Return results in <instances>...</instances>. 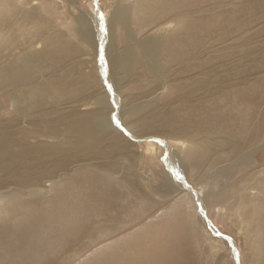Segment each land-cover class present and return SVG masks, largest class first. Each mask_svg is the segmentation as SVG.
Wrapping results in <instances>:
<instances>
[{
    "label": "rangeland",
    "instance_id": "rangeland-1",
    "mask_svg": "<svg viewBox=\"0 0 264 264\" xmlns=\"http://www.w3.org/2000/svg\"><path fill=\"white\" fill-rule=\"evenodd\" d=\"M135 1L121 0V4L132 5ZM0 3L2 4L0 7V28L2 27L0 29L2 30L0 33V70L6 65V61L2 60V57L8 54L10 55V52L13 53L14 56L18 54L22 41H38V38L33 35L34 33L31 32V34L28 31L32 30V24L40 23L42 25L41 28L45 26L44 29H46L40 30V33H42L40 36H50V33L52 34L51 37L58 36V39L66 43L64 47L66 51H68V59L66 62L53 64L56 67L53 69L50 67L45 70L46 74L50 71L46 75V78H49V74L55 72L54 82H58L59 86L62 85V87L71 88L70 92H67L69 96L66 95V97H62L64 102L62 101L58 107L48 102V104L44 105V108L38 105L36 99L38 97L32 92L31 86H23L22 88L19 86V89L14 88V90L8 86L2 88L0 89V120L8 124L17 119L18 111L14 109L12 97L18 96L20 99L27 100L26 107H28L29 113L31 112L29 114L31 118L28 120L21 119L19 121V127L21 126L26 130L27 126L28 128H30L31 125L35 127L34 123L40 119H42L40 122H46L48 119V121L61 119V122H66L71 114L77 113L76 115H79L80 113L92 114L97 112L98 105L95 101L98 96L92 98L94 97V91L97 95L99 94L101 96L109 95L114 98L117 95L118 100L116 101V106H113L112 110L108 112V115L113 119L116 117V121L118 119L119 126L117 127H119L120 130L118 132L126 146V151L124 153L126 155H124L123 159L114 158V154L112 153L105 154L109 153L111 148L109 145H111V142L114 140V136H104L105 139L103 138V142L97 144L98 149H95V152H93L94 150H91L92 152L90 150H87V152L73 151L75 153L71 151L73 155L72 158H69L65 156V154H67L66 152L69 151L68 144H71L69 141L70 136L68 135L62 137L61 140H56L57 145L55 147L58 148V159L62 162L65 160L64 165L63 163L61 164L64 168L58 169L57 174L53 176L56 184H52V180L46 178L53 171L52 166L55 162H51L52 165H48L50 167H48L49 169H45L44 174L40 172V175H35L39 178L37 180L33 178L30 183L20 182V180L13 176L10 177V175H0V264H15L11 255L16 245V255L18 257L20 256V260H18L17 263L31 264V262L27 260L29 259L28 255L23 254L24 252L21 250L20 245L23 243L30 245V242H32L30 237H37L39 232L45 229V223H48L46 222L47 216L45 212L42 214V211L38 213L37 211H28V209L21 210L18 208L17 204L14 203V199L21 195L20 189L24 188L25 192H23V194L27 196L29 186L30 191L34 190L37 192L43 191L42 189L45 188V191L48 190L49 192L47 195L49 199V197H53L56 192L61 195L65 191H69V187H73L71 183H75V179L78 176L80 184L89 187L90 184L84 181L85 176L99 164L107 165L111 163L118 164L122 169H126L127 171L129 170V174H133V177L130 174L129 178L132 177V180L139 187V190H135L130 183L123 180L125 178V171L120 170L121 172L117 174L118 177L120 176L118 178L119 180L117 183L114 182L111 186V188H115L118 193L116 200H114L113 213L122 214L124 211L123 213L126 215L128 213H133L134 215L138 207H149L150 204H153V208H151L150 212L142 218L132 217L129 220L125 214H122L123 217L121 215L118 217V220H120L119 223L123 224H120V226H126L124 230L125 233H120L121 237L142 234L144 232L143 227L156 221L165 226L168 220L166 217L168 211L172 210L173 206L180 200L185 204L182 208L180 207V214L178 213L176 216L180 224V236H175L176 241H168V235L171 236V233L167 232L166 229L160 228L162 230L158 231V234L156 233L157 236H153L150 231H148L150 234L148 235L149 241L150 238L156 241L153 245L154 247L152 246L154 255H158L162 259H166L170 256L173 257L175 260L170 261V264H256L255 252L257 241L254 240L253 233L249 232L250 228H247V223L245 221L247 218L246 209L243 207L241 217H239L237 212L243 200L245 202L244 205H246L249 192L245 191V189L248 184H252L253 177L257 178L260 175V170L257 169L252 171L249 176L241 174L243 177L240 180L243 183L238 184L237 188L230 193L231 197L225 200L226 202L224 201L222 203L216 200V202L213 201L212 204H209L204 197L206 189L209 188V184L215 183L216 191L218 192L224 187L226 183L225 179L219 178V180L216 181L212 180L211 176L213 177L214 174L209 171L205 174L208 177L204 174L201 175L198 170H193L191 173L184 175L181 173L178 162L179 159L186 158V153L191 145L195 146L194 144H196L201 145V147L208 146L209 139L207 138L206 132H210L218 125L216 116L219 115L222 110H225L223 105L230 110L232 119L235 123V128H233L232 122L227 124L225 122V125L230 130L229 135H224L226 139H232L234 137L237 132L236 127L241 126L243 120V123H248L252 121V119H255L254 121H256V123L264 121V0H185L183 5L184 11L187 12V9H190L193 12L189 17L191 23L195 25V28L192 30L187 28L180 30L181 35H183L181 38L184 37V32L186 34L185 39L183 38L181 40H184V43L189 45L186 49H189L190 52L188 55H190H186L183 62L176 65L178 68L171 64L165 69L168 70L167 77L172 83L170 82V86L164 89L153 75L149 74L145 77L141 74L137 82H132L131 84L130 81H128V83L123 85L125 87L124 90H126L123 95H121L118 90L117 93H113L112 90H114V87L109 91V87L107 86L109 78L105 77L103 73L102 66L105 58H103L102 53L96 52L95 48L92 46H90L91 49L89 46L81 44L73 30L75 25L77 27L76 16L80 13L88 14L96 19L97 28L100 29L99 14L103 13L104 22H107L114 0H98V3L97 0H75L72 4H69L66 0H0ZM44 8L45 11H43ZM3 9L5 10L3 11ZM2 14L6 16L5 18L7 20H2ZM29 15L31 18H29ZM188 15L189 14H187V16ZM20 17L26 19L25 27L27 30H25L23 34L20 33L19 27L17 26L20 24ZM9 25L10 27L13 26V31L11 30L10 34L8 31ZM175 26L176 24L173 22L170 25H159L157 28H147L144 32H140L137 26L136 28L134 27V29L136 32L139 31L137 32L139 37L144 38L159 33L164 34V31L175 29ZM15 28H18V30ZM47 28L49 29L47 30ZM194 37L199 39L197 43L198 46L203 43L196 51L193 49L195 48L193 47L195 43L192 39ZM7 42H9L10 45L12 42L14 45L11 46L12 49H10V51H3L4 46L8 45ZM188 42H190V44ZM36 48L41 49L42 44H38ZM14 49L17 50L15 51ZM9 59L14 62L12 57ZM186 67L188 72L185 69ZM39 68L45 73L41 65H39ZM136 71L137 73L143 72L140 66ZM36 73L35 71L32 73L34 74L32 75L33 82L38 81L39 83L41 81H46L44 76H40ZM86 74L87 77L92 74V77L87 79L85 76ZM135 78L136 76L132 79ZM48 80L49 79H47V81ZM51 80L53 81V79ZM205 80L207 83H205ZM180 81H183L182 90L180 91V89H178L179 93L176 91V95L174 92L171 94L169 92L172 91L171 88L173 87L174 89L175 86L179 88L177 84H179ZM89 84L93 85L92 88L91 86L89 87V89H92L90 91H92L93 96L91 100L88 99V105L84 106V100L82 98H85L88 93L83 95L81 90L85 91V85L88 86ZM83 85L84 87H82ZM134 85L137 87L134 88ZM183 85L185 87L184 89ZM15 90H17V92ZM242 91L246 92L244 99L242 98ZM259 92L262 93L260 94ZM185 93L187 96H185ZM75 94H77L78 97L72 98ZM67 98L71 99L67 100ZM78 98L79 101H73ZM221 99L224 100L221 101ZM142 102H146V106L139 109L141 111L137 110V114L135 112H130L129 115L123 113V111L129 110L133 105ZM229 102L231 105L228 104ZM236 110L238 111L236 112ZM250 111L252 119L250 117ZM45 113L47 114L45 115ZM187 114L192 115V117L190 116L192 119L195 117V121L190 123L189 120L185 119ZM183 115L185 118H181ZM62 118L67 119L64 120ZM211 119L215 121L213 122ZM32 120L34 121L32 122ZM27 123H29V125ZM220 127H222V125H220ZM220 137L222 139L223 134L220 135ZM186 138L187 140H184ZM214 138L218 139L219 137L214 136ZM220 142L222 141L219 140V143ZM84 153L86 157H84ZM224 156L225 155L219 157V159H223ZM226 159L227 161L229 160L228 157ZM73 160L75 161L74 163ZM223 165L218 166L217 171H219L218 169L223 167ZM38 168L39 167L36 166V170ZM46 173L49 174L47 175ZM177 173L180 175L177 181L179 189H176L177 191L175 190L174 193H172V197H165L156 192V190L163 187L165 184V182H163L164 175H168L169 178H172V182L176 180ZM234 179L239 181L238 177ZM245 179H249V181ZM102 180H105L104 176H102ZM199 181H204L205 184L203 186L206 187L204 189L205 191L202 190ZM244 184L247 185L244 186ZM107 186L108 185H104V190L107 189ZM242 186L244 188H241ZM81 188L82 187L79 185L78 190H81ZM82 189L85 190V188ZM145 195H147L148 198H145ZM44 198L45 196L39 193L38 198L30 202L32 207L34 208L35 206L36 208V206L43 202ZM231 198L233 201L230 200ZM231 202L233 203L230 205ZM71 205H73V203L67 208L70 211L74 209ZM232 205L234 206L232 207ZM261 215L262 217L258 220L264 225V212ZM97 220L100 219L98 218ZM24 225L29 226L30 229L24 230L22 228ZM109 225H112V223ZM104 228H106V222L101 221L96 227L91 229L92 235L89 237L80 233L76 242L68 247L67 253L52 264L94 263L93 260L96 255L108 251L109 247L113 245L114 239L105 242H101L100 239L95 240L103 234L102 230ZM146 228L149 229L148 226H146ZM166 233L167 235H165ZM120 234L116 237H120ZM22 236L27 238L23 240ZM17 238H19L18 244L15 242ZM88 245H91V247H87ZM44 262H46L45 259L41 261V263Z\"/></svg>",
    "mask_w": 264,
    "mask_h": 264
},
{
    "label": "bare ground",
    "instance_id": "bare-ground-1",
    "mask_svg": "<svg viewBox=\"0 0 264 264\" xmlns=\"http://www.w3.org/2000/svg\"><path fill=\"white\" fill-rule=\"evenodd\" d=\"M66 1L69 4H72L74 3L75 0H66ZM184 2L185 0H136L132 5H128V4L124 5L121 4V0H114V4L109 14L110 17L107 22H104V28L106 29V31H102L101 28L100 29L97 28L98 27V25L96 24L97 21L92 16L88 14L86 15L85 13H80L79 15L76 16L77 27L75 25V27L73 28L75 35H77L78 41L81 44L83 45L85 44L89 47L92 46L93 48H95L96 52L102 53L103 58H105V60L103 61L104 64L102 66L103 73L105 77L109 78V82L106 81L107 86L109 87L110 85L111 90L112 87H114V90H112L113 93H117L118 90V92L121 95H123L126 92V90H124L125 87L123 85L128 83V81H130L131 84L132 82H137V79L138 77L141 76V74L144 75L145 77H147L149 74L153 75L156 81L164 89L170 86L171 80L168 79L167 77L168 70L165 69L171 64L176 68H178L176 65L182 63L183 60L185 59L184 57H186V55H188V53L190 52L189 49H186V47H189V45L187 43H184V40L183 41L181 40L183 38L185 39L186 34L184 32V37L181 38L183 35H181L180 30L185 28L192 30L195 28V25L191 23V19L189 17L190 15L193 14V12L190 9H187V12L184 11L185 10L183 8ZM1 6L2 4L0 3V7ZM4 10L5 9H3V11ZM43 11H45V8L43 9ZM185 13L189 15L187 16V14ZM5 17L6 16L2 14L1 16L2 20L3 19L7 20ZM25 18L20 17L19 19L20 24L19 25L16 24L19 27V31L21 34H23L25 30H27V28L25 27L26 26ZM29 18H31V16ZM173 22L176 24L175 26L176 28L173 30H167L166 32L164 31V34L159 33L152 36L145 35L146 37L144 38L139 37V35L137 34V32L139 31L144 32L145 29L147 28L150 27L157 28L159 27V25H163V26L167 24L170 25ZM41 26L42 25L40 23L38 24L34 23L32 24V30L28 31L29 33L33 32L34 33L33 35L38 38V41H33V40H29L26 42L22 41L19 47L20 51L18 54L14 56V54L10 52V55L8 54L7 56L5 55L4 57H2V60L6 61L5 62L6 65L0 70V89L6 88L8 86L9 88L14 90V88L19 89V86L21 88L23 86L26 87L31 86L32 92H34L38 97L36 99L40 107L44 108V105L48 104V102L49 103L51 102L53 103L54 106L58 107L62 101L64 102L63 98L66 97V95H68L67 92L68 91L70 92L71 88L68 89L67 87H62V85L59 86L58 82H54L55 80L54 75L56 74L55 72H54L55 74L51 73L48 76L49 78H46V75L50 71L46 74L45 70L49 69L50 67L51 69L56 67L53 64H60L61 62L64 61L66 62V60L68 59V54H67L68 51H66V48L64 47V44L66 43H64L63 40L58 39V36L51 37L52 35L51 33L50 36L48 35L40 36V34H42L40 33V30L45 28V26L43 28H41ZM136 26L139 28L138 29L139 31L137 32L134 29V27L136 28ZM12 27H10L9 25V29H8L9 34L11 30L13 31ZM48 29L49 28H47V30ZM16 30H18V28ZM1 32L2 30H0V33ZM192 39L194 40L195 43V46L192 45L195 48L193 47L192 48L195 49L196 51V49H198L199 46H202L203 43L198 46L197 43L199 39L196 37ZM7 43L8 45L4 46L3 51H7V50L10 51V49H12L11 46L14 45L12 42L11 45L9 42ZM40 43L42 44V48L37 49L36 46ZM188 43L190 44V42ZM14 50L16 51L17 49ZM11 57L14 59V62L10 61L9 58ZM39 65H41L44 68L45 73H43V71L39 68ZM139 66L141 67V71L143 72L137 73L136 70L138 69ZM185 69L187 71V67ZM34 71L35 73L37 72L36 74L40 76L41 75L44 76L46 78V81H41L39 83L38 81L33 82L32 75L34 74L32 73ZM134 75L136 76V78L132 79L133 77H135ZM85 76L87 79H89V77H92V74L89 77H87V74ZM47 79L49 80L47 81ZM51 79H53V81ZM50 80L54 83V85ZM182 83L183 81H180V83L177 84V86L179 85V88L175 86V88L173 89L172 87L171 88L172 91L169 92L171 94L172 92L175 93L176 91L179 93L178 89H180V91L182 90ZM205 83H207L206 80ZM90 86L91 88L93 87L92 84L91 85L89 84L88 86L85 85V87L84 85L82 86L85 88V91L81 90L83 95L85 93H88V95L85 98H82L84 100V106L88 105V101H89L88 99L91 100V97L93 96L92 91H90L92 89L91 88L89 89ZM136 87L137 86L134 85V88ZM184 88L185 87L183 85V89ZM15 91L17 92V90ZM176 94L177 93H175V95ZM241 94L243 95L242 98L244 99L245 98L244 96H246V92L242 91ZM96 96H98V98H96ZM185 96H187V94ZM73 97H78V96L77 94H75L72 96V98ZM92 98L97 99L95 102L98 105L97 107L98 110L95 113L92 114L80 113L79 115H76L77 113L73 115L71 114L66 122H61V119L60 120L55 119L52 121H48L49 120L48 119L46 122H40V120L42 119L39 118L40 119L39 121L36 122L35 120L36 122L34 123L35 127L32 126L31 123L30 124L31 127L28 128L27 126V129L24 130L25 128H22L21 126L19 127L20 125L19 121L21 119L28 120L31 118V116L29 115L31 112L29 113V110L27 109L28 107H26L27 100L20 99V97L18 96L14 98L12 97L11 99L13 102L14 109L18 111V117L16 120L11 121L8 124L0 120V175L1 176L10 175V177L13 176L14 178L20 180V182L23 181L25 183H30L33 178L36 180L39 178L35 175L37 174L40 175L41 174L40 172L44 174L45 169L50 167L48 165L49 164L52 165L51 162H55L53 165L54 167L52 166L53 171L50 174L48 173L49 175L46 173L48 175L46 178L52 180V184H56V182L54 181L55 178H53V176L57 174L58 169L64 168L63 165L65 162V160L62 162L60 159H58V152H57L58 148L55 147L57 145L56 140H61L62 137L68 135L70 136L69 141L71 142V144H68L69 151L66 150L68 151L66 152L67 154H65L66 157L68 156L69 158H72L73 154L71 153V151L87 152V150L90 151L94 150L93 152H95L96 151L95 149H98L97 144L102 143L103 140L105 139L104 136L109 137V135H113L114 140L111 142V145H109L111 146V148L108 147L110 148V150L108 149L109 153H105V154L112 153L114 154L113 155L114 158L123 159L124 155H126L124 154L126 151V146L123 140L120 138V134L118 132L120 131L119 127H117L118 119L116 121V117L114 118L115 119L114 120L108 115L109 114L108 112L112 110L113 106H116V101L118 100L117 95L114 98L109 95L101 96L99 94L97 95V93H95L94 91V97ZM68 99L71 98H67V100ZM222 100L224 99H221V101ZM73 101H79V98L74 99ZM145 104L146 102L135 104L132 107H130L129 110L123 111V113L128 115L130 112L136 113L137 110L141 109L142 107H145L146 106ZM228 104L231 105L230 102ZM223 106L225 110H222V112L216 116V121L218 125L215 128H213L210 132H206L207 138L209 139L208 140L209 144L207 143L208 146L206 145L204 147H201V145H196V144H194L195 146L191 145V147L188 148V151L186 153V158L179 159L178 163L180 166L181 173H183L184 175L191 173L193 170H198L201 175L202 174L205 175L209 171V172H213L212 174H214L213 177L211 176L212 180L216 181L219 180V178L225 179L226 183L224 187L222 189L220 188L221 190L218 192L216 191L215 183L209 184V188L206 189L204 195L206 201L209 204H212L213 201L216 202V200L223 203L225 200H227V198L231 197L230 193L237 188L238 184L243 183L240 180L243 177V175L241 176V174H244V176H249V174L252 171L257 169L260 170V175L257 178L253 177L254 178V179L252 178L253 182L250 180L252 184H248V186L246 187L245 191L249 192V196L246 199L247 200L246 205H244L245 202L243 200V203L241 202V204L238 207L237 213L239 217H241V213H242L241 211L243 207H245L247 212L246 215L247 218L245 219L247 223V228L248 227L250 228L249 232L253 233L254 240L257 241L256 252H255L256 254L255 263L264 264L263 263L264 225L261 224V221L259 222L260 218L262 217L261 214L264 212L263 211L264 209V121H259L258 123H256V121H254L255 119H252L251 111H250V117L252 121L248 123L247 122L243 123L244 121L243 120L241 122V126L236 127L237 132L234 135V137L232 139H226L224 135H229L230 130L225 125V122L226 124L232 122L233 128H235L234 125L235 123L232 119V113L230 112V110L226 108L225 105ZM237 111L238 110H236V112ZM46 114L47 113H45V115ZM190 114H187L185 116L186 118L184 117V115L181 118L184 117L185 119L189 120L190 123H192L195 121L194 120L195 117L192 119L191 118L192 115ZM33 121L34 120H32V122ZM27 124L29 125V123ZM220 125H222V127H220ZM222 134L223 137L221 139L220 135ZM214 136L219 138L216 139L214 138ZM184 140H187V138ZM219 140L222 142L219 143ZM85 153H84V157H86ZM223 155L225 156L223 157V159L220 160L219 157ZM227 157L229 158L228 161L226 159ZM74 162L75 161L73 160V163ZM62 163L63 165H61ZM221 165H223V167L219 168L218 169L219 171H217V167ZM36 166L39 167L37 170H36ZM120 170L125 171L124 173L125 178L123 180H126L127 183H130V185L135 190H139L138 185H136V183L132 180L133 174L130 173L132 177L129 178L130 175L129 170L127 171L126 169H122L120 165L112 164V163L107 165L99 164L95 169H93L89 173L90 175L88 174L85 176L84 181L85 183L90 184L89 187L80 184V182L78 181L79 178L78 176L75 179L76 182L71 183L73 187L71 188L70 186L69 191H65L61 195H59L60 193L56 192V194L54 193L55 195L53 197H49V199L47 196L49 192L48 190L45 191V188L42 189L43 191L38 190L39 192H37L34 190L30 191L29 188L30 186H29L28 187L29 192L27 193V196L23 194V192H25V189L24 188L20 189L21 195L17 196L14 199V203L17 204L18 208H20L21 210L28 209V211H37L38 213H41L42 211V214L43 212H45V215L47 216L46 222H48L45 223L44 226L45 229H42L39 232V235H37V237L36 236L30 237V239L32 240V242H30V245L27 243H23L20 245L21 250L24 252L23 254L28 255L29 259L27 260H29L31 264H52L54 263V261L55 262L58 261V259H60L62 255L67 253L68 247L74 242H76L77 237L80 233H82L86 237H89L90 235H92L91 229L96 227L98 223L101 221L106 222V228L102 230L103 234L95 240L100 239L101 242H105L114 239V241H113V245L109 247L108 251H104L103 253L96 255L94 257L95 259L93 260L94 263L91 264H170V261L175 260L171 256L166 259H162L158 255L156 256L153 254L154 251L152 249V246L154 245V243H156V241L153 240V238H150L149 241L148 235L150 234L148 231H150V233L153 236H155L156 233L158 234V231L162 230L160 228L166 229L167 232L171 233V236L168 235L169 236L168 241H176L175 236L176 235L178 236L180 233V224L178 222V219H176V216L178 213L180 214V207L182 208L185 203L183 204L182 201L179 200V202L173 206L172 210L168 211V215L166 216L168 220L165 226H163L161 223L156 221L151 223L150 225H146L149 227V229L146 228V226L143 227L144 232L142 234L121 237V234L125 233L124 230L126 229V226L123 227L120 226V224L121 225L123 224L119 223L120 220H118V217L120 215L122 216V214L125 213H123L124 211L122 212V214L113 213L114 200H116V196H118V193L115 188L113 187L111 188L112 184L114 182L117 183V181L119 180L118 178L120 176L118 177L117 174L121 172ZM102 176L105 177L104 181L102 180ZM237 177L239 181L234 179ZM171 179L172 178H169L168 175H164L163 182H165V184L163 187H160L158 190H156V192L162 194L165 197L171 196L176 189H179L177 184L179 178H176V180H174L176 182L174 181L171 182ZM249 179H245V180L249 181ZM204 184H205L204 181H199V185L202 186V190L206 188L205 186H203ZM79 185L82 188H85L86 191L82 188L81 190H78ZM104 185H108L106 187L107 188L106 190H104ZM245 185L247 184H244V186ZM241 188L244 187L242 186ZM39 193H42L45 196V198L43 202L40 203V205L36 206V208L34 206L33 208L30 202L33 201L35 198H38ZM94 193H98V194H94ZM145 198H148L147 195H145ZM232 198L230 200H232ZM71 203H73V205L71 206L74 209H71L70 211L67 208ZM232 203L233 202H231L230 205ZM233 206L234 205H232V207ZM151 208H153V204H150L149 207L148 206L138 207L134 215L133 213L131 214L128 213L127 215L126 214L125 215L129 220L132 217L142 218L143 216H146L148 212H150ZM98 218L100 220H97ZM110 223H112V225H109ZM22 228L24 230L30 229V227L26 225H24ZM119 234L120 237H116ZM165 235H167V233ZM22 237L23 240L27 238L24 236ZM18 240L19 238H17V241H15L17 244L19 242ZM87 247H91V245H88ZM16 248L17 245L11 255V258L13 259V262L15 264H18L17 262L18 260H20V256L18 257L16 255ZM43 259H45L46 262L41 263Z\"/></svg>",
    "mask_w": 264,
    "mask_h": 264
},
{
    "label": "snow or ice",
    "instance_id": "snow-or-ice-1",
    "mask_svg": "<svg viewBox=\"0 0 264 264\" xmlns=\"http://www.w3.org/2000/svg\"><path fill=\"white\" fill-rule=\"evenodd\" d=\"M97 3H98V0H97ZM99 18H100V24H101L102 31H106V29L104 28V15H103V13L99 14ZM109 91H111L110 85H109ZM117 125L119 126V121H117ZM177 178H180L178 173H177Z\"/></svg>",
    "mask_w": 264,
    "mask_h": 264
},
{
    "label": "water",
    "instance_id": "water-1",
    "mask_svg": "<svg viewBox=\"0 0 264 264\" xmlns=\"http://www.w3.org/2000/svg\"><path fill=\"white\" fill-rule=\"evenodd\" d=\"M221 237H224V236H222V235H220Z\"/></svg>",
    "mask_w": 264,
    "mask_h": 264
}]
</instances>
